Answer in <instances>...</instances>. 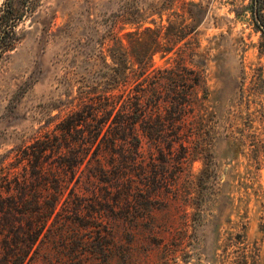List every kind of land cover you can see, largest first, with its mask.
<instances>
[{"label": "rangeland", "instance_id": "obj_1", "mask_svg": "<svg viewBox=\"0 0 264 264\" xmlns=\"http://www.w3.org/2000/svg\"><path fill=\"white\" fill-rule=\"evenodd\" d=\"M27 4L0 58V264H264V0ZM106 91L137 140L81 124L33 158Z\"/></svg>", "mask_w": 264, "mask_h": 264}, {"label": "trees", "instance_id": "obj_2", "mask_svg": "<svg viewBox=\"0 0 264 264\" xmlns=\"http://www.w3.org/2000/svg\"><path fill=\"white\" fill-rule=\"evenodd\" d=\"M24 1H26V5L29 7V4L27 3H29L31 0ZM24 14L25 13H17V9L15 8V0H6L3 3V6L0 9V58L6 51L13 49L16 45L18 40L16 35V25L22 19ZM256 22L259 29L264 32V20L258 19ZM125 90L126 89H123L121 95L123 97V101L130 98L128 94H125ZM115 96L116 94H114L112 91H106V93L96 94L95 96H90L86 93H80L75 99L77 101L75 106L78 104V102H80L79 106L81 105L83 112V114H81L82 117L74 118V114L79 113V110H74L72 107L70 109V114L68 113L69 115L63 121H61L58 126L56 125L59 133L50 132L52 138H49V133L48 135H45V146H43L41 150L39 149L41 154L35 153L33 158H39L41 155L45 154V151L48 149L53 150L59 137H62V139L69 138L72 131L80 129L81 124L87 125L88 128L87 134H82L80 140L82 142L86 141L89 144H92V146H98L104 140H108L109 142H116L119 139L126 140L129 138V135L131 139L137 140L138 137L135 135V124L137 121L132 119L124 120L120 117L122 114H125L122 113L120 108L123 106V103L120 105L113 103L112 99ZM134 98L135 101H133L132 112L134 115H137L141 110V103L137 95H135ZM95 99L98 100L95 101ZM171 99L172 101L170 104L166 105L165 108L173 109L174 113L184 110L186 103L184 96L180 97V95L175 94L174 97H171ZM159 107V104L156 105L157 112L159 111ZM180 119L181 117H178L177 120ZM128 131L131 133L126 135V132ZM42 170L45 172V169ZM19 189H22V186H20ZM49 206V208H51L50 212H48V209L46 212L39 211V208L34 210L36 228L31 231V234L34 235L37 233V236H39L46 226L48 217L55 209V202L51 203ZM243 257L244 256L241 255L240 259ZM240 262L241 264H245V261L243 260H240Z\"/></svg>", "mask_w": 264, "mask_h": 264}]
</instances>
